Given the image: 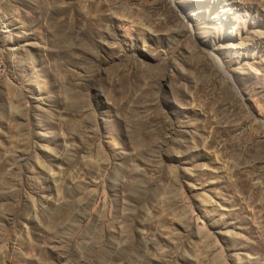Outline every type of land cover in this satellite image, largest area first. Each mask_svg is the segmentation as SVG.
Wrapping results in <instances>:
<instances>
[{"label":"rangeland","instance_id":"obj_1","mask_svg":"<svg viewBox=\"0 0 264 264\" xmlns=\"http://www.w3.org/2000/svg\"><path fill=\"white\" fill-rule=\"evenodd\" d=\"M0 264H264V0H0Z\"/></svg>","mask_w":264,"mask_h":264}]
</instances>
